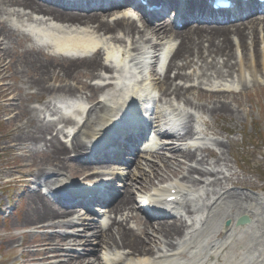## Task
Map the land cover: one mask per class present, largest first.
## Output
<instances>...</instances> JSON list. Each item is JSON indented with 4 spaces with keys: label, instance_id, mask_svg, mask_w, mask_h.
Here are the masks:
<instances>
[{
    "label": "bare ground",
    "instance_id": "1",
    "mask_svg": "<svg viewBox=\"0 0 264 264\" xmlns=\"http://www.w3.org/2000/svg\"><path fill=\"white\" fill-rule=\"evenodd\" d=\"M93 1L81 5L85 11H76L39 0H0V90L6 101L2 112L13 127L6 140L12 144L9 150L18 148L28 161L15 169L32 176L23 178L25 186H41L26 193L17 225L42 233L34 242L22 238L16 246L14 237L7 239L10 249H26L21 264H154L147 255L158 252H172L170 264H264V203L233 189L250 184L231 165V142L216 131V115L239 120L234 109L240 106L238 97L264 89V19L236 27L198 24L178 32L168 18L152 22L173 6L171 0L148 15L151 23L134 17L131 0L88 10ZM181 4L178 20L183 25L206 10L201 2ZM250 63L261 70H244ZM128 64L138 70L147 65L155 81L161 96L154 108L155 123H168L165 106L177 115L176 128L186 123L191 127L188 134L196 129L200 148L182 149L161 137L146 145L151 158L138 153L144 161L127 166L135 165L128 172L102 164L107 159L94 166L96 160L89 159L102 153L120 161L122 149L137 152L131 146L140 142L144 126L128 108H135L137 93L149 94V88L140 83L118 88L127 83ZM118 72L121 76L115 75ZM42 98L41 107L30 105ZM68 101L76 107L73 118L61 111ZM70 152L74 158L68 157ZM170 176L177 179L166 181L168 187H152L155 180ZM102 180H121L123 193L99 197L106 190ZM192 193L194 199H187ZM50 195L89 209L96 201L108 210L96 207L97 221L90 222L87 214L56 205ZM171 196L177 200L168 202ZM139 213L148 216L143 219ZM164 215L171 219L157 222ZM244 215L249 224L236 226ZM226 220L231 223L224 227ZM79 225L84 226L83 239ZM58 228L65 231L54 232ZM77 243L95 244L101 255L93 252L85 258L73 252ZM30 246L33 251H27Z\"/></svg>",
    "mask_w": 264,
    "mask_h": 264
},
{
    "label": "rangeland",
    "instance_id": "2",
    "mask_svg": "<svg viewBox=\"0 0 264 264\" xmlns=\"http://www.w3.org/2000/svg\"><path fill=\"white\" fill-rule=\"evenodd\" d=\"M256 67L259 71L261 70L258 65ZM250 68V66L247 67V69ZM259 74L263 77L261 72ZM14 79L15 81L20 80L18 76ZM261 79L264 81L263 78ZM262 86L264 87V83ZM238 98L240 106L234 107V109L239 120L216 115V124L230 133L219 131L221 137L232 142L231 152L227 153L232 166L240 177L246 179L250 184L248 188L239 186L237 189L240 190L239 192L251 196L260 195L263 197L264 175L254 168V165L264 166V147H260L262 144L264 145V89L260 93L252 91L251 97L247 93L241 94ZM41 100L43 98L31 100L30 105L40 107ZM5 104V97L0 90V264H21V254L26 249L19 247L12 251L6 240L14 237L16 242L13 246L18 245L22 238L24 242L35 241L33 227L17 225L21 224L23 218L26 208L24 194L28 191L20 180L32 176L27 171L26 173L15 172L18 164L27 165L28 161L21 157V150L18 148L9 150L12 144L7 142L6 134L13 127L8 122L7 114L2 112ZM8 214L10 215L6 217ZM93 245L79 247V251L89 253L96 250ZM33 249L30 246L27 251H33ZM87 257L90 256L87 255Z\"/></svg>",
    "mask_w": 264,
    "mask_h": 264
}]
</instances>
